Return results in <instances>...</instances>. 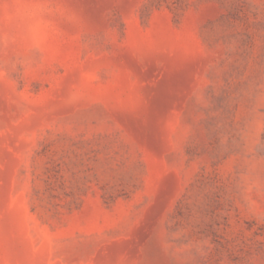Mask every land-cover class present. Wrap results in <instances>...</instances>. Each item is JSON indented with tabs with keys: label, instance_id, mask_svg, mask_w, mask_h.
<instances>
[{
	"label": "rangeland",
	"instance_id": "obj_1",
	"mask_svg": "<svg viewBox=\"0 0 264 264\" xmlns=\"http://www.w3.org/2000/svg\"><path fill=\"white\" fill-rule=\"evenodd\" d=\"M0 264H264V0H0Z\"/></svg>",
	"mask_w": 264,
	"mask_h": 264
}]
</instances>
